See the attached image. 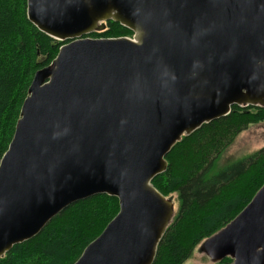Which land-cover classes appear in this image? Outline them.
<instances>
[{"label":"water","instance_id":"water-1","mask_svg":"<svg viewBox=\"0 0 264 264\" xmlns=\"http://www.w3.org/2000/svg\"><path fill=\"white\" fill-rule=\"evenodd\" d=\"M66 42L36 72L0 162V258L97 195L118 215L75 264H154L176 210L152 181L173 147L233 107L264 108V0H28ZM113 21L134 36H88ZM201 248L264 264V186Z\"/></svg>","mask_w":264,"mask_h":264},{"label":"trees","instance_id":"trees-1","mask_svg":"<svg viewBox=\"0 0 264 264\" xmlns=\"http://www.w3.org/2000/svg\"><path fill=\"white\" fill-rule=\"evenodd\" d=\"M93 39L134 34L109 21ZM66 42L38 30L28 18V0H0V162L13 139L36 72L51 65ZM264 123V108L233 107L225 118L183 137L166 157L168 169L153 186L179 208L154 264H185L202 243L230 224L264 186V148L219 171L215 167L238 136ZM119 200L97 195L55 217L35 238L13 247L0 264H75L118 215ZM226 258L219 264H232Z\"/></svg>","mask_w":264,"mask_h":264},{"label":"rangeland","instance_id":"rangeland-1","mask_svg":"<svg viewBox=\"0 0 264 264\" xmlns=\"http://www.w3.org/2000/svg\"><path fill=\"white\" fill-rule=\"evenodd\" d=\"M264 148V123L253 125L246 131L241 133L235 143L221 156L217 165L216 171H219L236 161L245 159L259 150ZM175 203V210L178 211L179 203L177 195L171 198ZM185 264H217L209 260L203 252L201 245L196 249L192 258ZM219 264V263H218Z\"/></svg>","mask_w":264,"mask_h":264},{"label":"bare ground","instance_id":"bare-ground-1","mask_svg":"<svg viewBox=\"0 0 264 264\" xmlns=\"http://www.w3.org/2000/svg\"><path fill=\"white\" fill-rule=\"evenodd\" d=\"M38 236V235H37Z\"/></svg>","mask_w":264,"mask_h":264}]
</instances>
